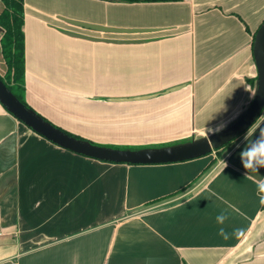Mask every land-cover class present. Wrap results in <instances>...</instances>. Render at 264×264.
<instances>
[{"label": "crops", "instance_id": "1", "mask_svg": "<svg viewBox=\"0 0 264 264\" xmlns=\"http://www.w3.org/2000/svg\"><path fill=\"white\" fill-rule=\"evenodd\" d=\"M263 22L264 0H24L25 100L99 145L206 137L253 99ZM138 114L151 145L106 132ZM241 153L264 158V112L211 168L131 166L64 150L0 105V264H264V164Z\"/></svg>", "mask_w": 264, "mask_h": 264}, {"label": "water", "instance_id": "2", "mask_svg": "<svg viewBox=\"0 0 264 264\" xmlns=\"http://www.w3.org/2000/svg\"><path fill=\"white\" fill-rule=\"evenodd\" d=\"M117 3L118 0H106ZM70 24L93 31L123 34L140 30L100 28L81 22ZM69 35L95 41L97 39L77 34ZM111 44H130L133 41L106 40ZM136 43V42H135ZM253 58L257 76L255 92L251 103L233 121L206 137L192 138L189 141L160 147L115 148L95 144L84 138L72 136L46 120L34 109L24 105L0 79V105L14 118L34 133L52 144L71 153L116 165L149 166L183 163L199 159L218 151L245 135L260 119L264 112V22L258 29L253 42ZM175 91V89L171 90ZM145 100L147 98H138Z\"/></svg>", "mask_w": 264, "mask_h": 264}, {"label": "trees", "instance_id": "3", "mask_svg": "<svg viewBox=\"0 0 264 264\" xmlns=\"http://www.w3.org/2000/svg\"><path fill=\"white\" fill-rule=\"evenodd\" d=\"M118 1L124 3H137V2L177 3V2H182L184 0H118ZM0 2L4 6L3 11L0 13V30L2 32V36L0 39V51L6 65L5 76L3 77L0 76V79L24 105H26L28 108H31L25 100L26 99L25 98V37L23 31L24 0H0ZM75 137L81 138L78 136ZM231 144L215 152L220 153L226 150L228 147H230ZM261 195L264 199V182L262 184ZM262 208L264 209V202Z\"/></svg>", "mask_w": 264, "mask_h": 264}, {"label": "rangeland", "instance_id": "4", "mask_svg": "<svg viewBox=\"0 0 264 264\" xmlns=\"http://www.w3.org/2000/svg\"><path fill=\"white\" fill-rule=\"evenodd\" d=\"M3 4L0 2V13L3 11ZM6 73V65L5 62L3 60V57L1 55V51H0V76H5ZM44 117V116H43ZM121 118H118L117 120H112L109 123V128L106 129V132H110L114 135V137L116 138H121V139H125L126 141H128L130 144H135V145H151L150 143V136H149V122H148V115H143V114H138L137 116H130L131 118L128 117H124L120 116ZM56 119V118H54ZM50 121V120H49ZM52 124H54L57 127V124H55V122L50 121ZM61 129H63L64 131L70 133V134H80V133H84L83 130L77 128L76 123L75 122H65L64 123V127H60ZM76 135V136H77ZM82 135V134H81ZM80 137V136H78ZM85 138V137H82ZM98 140H109V136H98L97 137ZM88 140L92 139V138H87ZM169 142L172 144L175 143H180L179 141H175L172 140V138ZM240 139V138H239ZM238 139V140H239ZM190 139L186 140L189 141ZM234 141L230 147H228L226 150L217 153V152H213L212 154L208 155L210 156L212 159V164L210 166L213 167L218 160H221L224 155L230 150V148H232L235 143L238 141ZM174 141V142H173ZM183 142V141H181ZM185 142V141H184ZM169 144V145H172ZM161 146H167V145H161ZM116 147V146H113ZM146 147H160V146H145V147H136V146H131V148H146ZM117 148H129V147H117ZM208 168V169H210Z\"/></svg>", "mask_w": 264, "mask_h": 264}, {"label": "clouds", "instance_id": "5", "mask_svg": "<svg viewBox=\"0 0 264 264\" xmlns=\"http://www.w3.org/2000/svg\"><path fill=\"white\" fill-rule=\"evenodd\" d=\"M241 163L242 165H244L245 167H252L254 164H264V158L262 159H254V158H249L247 160H245L244 157V153H241Z\"/></svg>", "mask_w": 264, "mask_h": 264}]
</instances>
